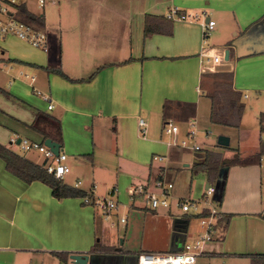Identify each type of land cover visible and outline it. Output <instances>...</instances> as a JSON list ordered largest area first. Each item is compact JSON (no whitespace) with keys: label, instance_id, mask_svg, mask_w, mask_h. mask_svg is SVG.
Returning a JSON list of instances; mask_svg holds the SVG:
<instances>
[{"label":"crops","instance_id":"0c3cea01","mask_svg":"<svg viewBox=\"0 0 264 264\" xmlns=\"http://www.w3.org/2000/svg\"><path fill=\"white\" fill-rule=\"evenodd\" d=\"M19 3L41 17L39 27L46 32L48 45L45 50L37 48L15 35L0 41V91L10 93L1 91L10 105H0V122L8 132L0 143L44 165L46 158L36 150H22L19 139L43 141L29 126L38 110L58 117L62 150L71 168L63 179L71 185L79 182L96 197L99 177L112 178L114 214L124 231L118 234L121 246L111 243L110 231L102 241L99 220L106 222L110 216L105 217L101 208L84 204L82 197H55L46 183L26 182L9 171L0 156V264H78L70 254L90 253L96 243L94 264H137L136 254L141 251H182L204 234L205 227L200 211L183 212L175 202L190 197L192 186L198 197L207 184L215 187L217 177L201 168L194 170L207 149L217 151L220 167L228 165V170L221 202L216 203L220 214L215 231L192 264H212L213 259L251 264L252 256H264V156L258 162L233 161L258 151L260 125L247 151L240 143L217 141L216 146L201 150L188 146L181 150L171 143L180 138L179 124L196 121L206 100L211 112L208 90L217 72H231L242 101L251 98V107L264 108V0H55L43 7L38 0ZM173 5L205 10L216 21L205 43L203 17L169 18L166 13ZM147 24L153 32L145 35ZM211 47L223 54L215 70L201 54L210 53ZM226 49L229 60L224 59ZM15 66L26 67L35 79L14 75ZM49 67L60 68L66 76ZM23 80L32 92L23 93ZM38 90L49 93L52 108ZM13 94L27 102L29 98L33 107ZM166 102L172 105L169 120L179 126L177 133L163 130ZM140 118L145 120L143 126ZM157 154L164 158H154ZM198 170L201 173L194 177ZM182 175L188 188L179 186ZM156 177L174 183L169 207L151 208L143 197L129 193L132 185L151 183ZM193 216L198 220L195 224ZM178 218L188 223L176 222ZM151 234L163 239V245L150 241ZM126 240L131 246L124 245ZM56 252H67V261Z\"/></svg>","mask_w":264,"mask_h":264},{"label":"built area","instance_id":"2783aa9c","mask_svg":"<svg viewBox=\"0 0 264 264\" xmlns=\"http://www.w3.org/2000/svg\"><path fill=\"white\" fill-rule=\"evenodd\" d=\"M55 0H38L40 7H43L47 2ZM17 4L19 0H0V41L6 38L8 35H15L34 47L47 49V34L35 23H29L22 19H19L16 15ZM166 16L172 19H196L202 16L201 21L203 43L206 42L208 36L215 28L216 21L208 17L207 11L201 12L194 8L182 9L177 5L171 6ZM211 52L207 53L206 50L201 52L202 55H206V60L211 63V69L215 70V66L221 64L223 61V54L214 52V48H210ZM225 55V52H224ZM2 65H0V72ZM20 75L34 80L35 76L27 72L20 71ZM39 91V90H38ZM42 98L47 102V107L50 109L54 106L49 93L39 91ZM140 125L145 124V120L140 118ZM163 130L168 133H177L179 126L172 120H168L163 124ZM197 129L195 121L190 122V129L184 138H176L171 143L183 147H191L194 150H201L202 147L196 143ZM15 141V139H14ZM18 145L22 150H36L40 152L46 163L44 164L48 172L54 174L56 177H63L66 173L71 171L69 164L66 162L67 154L60 150L56 153L50 146L45 144L44 141L31 139L28 137H21ZM154 158L162 160L163 155H154ZM79 182L75 186H78ZM174 183L163 177H156L151 183H140L132 185L129 189L131 196H140L151 208L169 207L173 198ZM264 190V185H263ZM110 196L96 198V207L102 209L105 217H109L113 209L117 208V201L111 197L115 193V188L109 192ZM215 187L214 185H208L203 198L201 200H193L191 198H178L176 199V205L181 208L183 212L188 211H200V203H203L209 209L207 216L199 217L200 223L205 227L204 234L197 238L193 243H187L182 251L179 252H149L141 251L136 254L137 264H192L199 254V249L205 240H210L215 231V222L219 218L220 211L217 207V201L214 200ZM264 204V193H263ZM126 217H121V221H125Z\"/></svg>","mask_w":264,"mask_h":264},{"label":"trees","instance_id":"16d2710c","mask_svg":"<svg viewBox=\"0 0 264 264\" xmlns=\"http://www.w3.org/2000/svg\"><path fill=\"white\" fill-rule=\"evenodd\" d=\"M16 15L19 19L29 23H35L39 26L41 17L30 13L22 3L17 4ZM151 32H153V29L147 24L145 26V35H148ZM48 69L66 76L60 68L49 67ZM214 76L215 81L213 88L208 93L211 99L210 120L212 123L238 127L245 109V103L242 101L241 93L233 88L232 73L222 71L217 72V75L215 74ZM1 91L6 95H10L6 90L2 89ZM190 105L193 108L194 104ZM171 106L170 102H166L163 106L164 123L169 120V117L172 114ZM263 119L264 112L260 114L261 132H264ZM29 126L42 136L43 141L46 138H51L52 140L57 141L62 147V124L58 117L49 112L38 110L33 122ZM0 156L5 160L7 169L22 178L24 181L31 182L33 180H40L49 185L53 195L59 199L64 197H82L84 204H91L96 207V197L92 191H87L79 186L71 185L67 183L63 177H56L54 174L48 172L43 164L34 162L1 143ZM263 156L264 138L261 137L257 152L244 159H235L233 161H241L245 163L258 162ZM221 164V155L215 150L207 149L204 160L201 163L195 164L194 170L201 168L206 171L209 176H214V178H216ZM220 202L221 199L217 203ZM208 214L209 209L203 208L198 216H207ZM98 246L99 245L96 243L90 251L93 252L98 250ZM55 254L58 255L63 262H66L68 259L67 252H56ZM251 264H264V256H252Z\"/></svg>","mask_w":264,"mask_h":264},{"label":"rangeland","instance_id":"374dc122","mask_svg":"<svg viewBox=\"0 0 264 264\" xmlns=\"http://www.w3.org/2000/svg\"><path fill=\"white\" fill-rule=\"evenodd\" d=\"M220 51H222V48H220ZM16 68H14L15 70H12L14 75H19L20 76V71L23 72H28L26 69H20V66H15ZM29 74L33 75L32 72H28ZM22 77V76H21ZM25 84H23V86L21 85L22 89H23V93L24 92H32V88H30L29 86H27L26 84H28V82L26 80ZM212 84V82H211ZM210 84V85H211ZM214 84V83H213ZM213 84L211 85V87L208 90V93L211 91V88H213ZM7 87V86H6ZM21 93V92H20ZM13 97L15 99L18 100H22L20 99L18 96H15L13 94ZM28 102L25 100H22V102H24V104H26V106H30L33 107V104L29 103L30 99L27 98ZM206 105L203 102L199 111H198V116L197 119L195 121L196 124V129H197V135H196V143L199 144L202 148H210V147H214L217 144L218 141V137L220 135H226L230 138V146H237L238 143H240L242 149H244L245 151H247V149H249V147L251 146L250 142L253 141V137L255 139V136H252L253 133H255V131L258 130L259 125H260V114L262 112H264V108H261V110H257L254 107H251V98H244V102H245V110L243 112V115L241 117L239 126H222L220 124L217 123H212L210 122L209 119V108H208V101L206 100ZM6 104V105H10V102H8L7 98L5 97V95L0 91V105L2 104ZM182 128V132L180 134V138H184L186 137V135H184V132L190 128V124L189 123H182L179 124ZM8 132L5 129V127L1 124L0 122V138H4L5 136H7ZM244 134L246 135H250V139L244 137ZM262 138H264V132H263V136ZM249 143H248V142ZM179 146V145H178ZM184 147L180 146V149L183 150ZM184 168V167H183ZM188 172V171H186ZM198 173H201V171H195L194 173H192V175L195 177L197 176ZM182 179H180L179 182V186L182 188H184V185L186 184V188H188V180L186 181L185 179V175H182ZM186 176L189 177L190 173H186ZM186 177V178H187ZM100 179V180H99ZM99 183H98V187H96V198H102V197H106V196H110L109 194V184H112L113 182H111L112 178H105V177H99ZM94 189V188H93ZM95 191V190H93ZM188 192L190 193V197H186V198H191L193 200H201L203 198L204 192L198 197L195 193V189L192 186L191 188L188 189ZM115 195V194H114ZM111 195L112 198H114ZM179 207V206H178ZM180 208V207H179ZM181 209V208H180ZM101 210V209H100ZM114 210L113 212L110 213V218L108 221H101L99 220V234L102 237V241L104 240L105 234L106 232L110 231L112 232V238H111V243L116 244L118 246H121L122 244V236L118 237V234L123 232L124 229L121 228V222H120V226L117 225L118 222V218L117 216H115L114 214ZM198 220L196 219V216H193L192 218V222L193 224H195V222H197ZM114 224H111V223ZM161 232L159 231V234ZM150 241H153L157 244H162L164 240L159 238V236L155 237L154 234L150 235ZM124 245L126 247L131 246L130 243L126 240L124 242ZM163 249V248H161ZM212 264H223L222 261H220L219 259H213ZM237 264V263H236Z\"/></svg>","mask_w":264,"mask_h":264},{"label":"water","instance_id":"95a60500","mask_svg":"<svg viewBox=\"0 0 264 264\" xmlns=\"http://www.w3.org/2000/svg\"><path fill=\"white\" fill-rule=\"evenodd\" d=\"M229 53H230L229 49H226L225 55H224L225 60H229ZM217 68L218 69H224L225 67L224 66H218ZM44 142H45V144L50 146L56 153H58L60 150H62L61 145L57 141L52 140L51 138H46L44 140ZM218 143L221 145H229L230 138L226 135H220L218 137ZM200 153L201 152H196V156H200L202 154L205 156V153H202V154H200ZM227 170H228V165H225V166H222L219 168L218 176H217V180H216V184H215V194H214V200L215 201H219L221 199ZM207 186H208V184H207ZM177 221L181 222V223L182 222L188 223V220L183 219V218H178L176 220V222ZM175 229L180 230V231H185V229L183 227L176 226ZM176 250H179V249H176ZM70 257L75 263H78V264H94L95 259L97 258V254L95 252H90V253L74 252L71 254Z\"/></svg>","mask_w":264,"mask_h":264}]
</instances>
